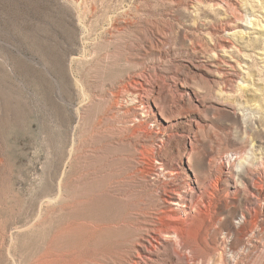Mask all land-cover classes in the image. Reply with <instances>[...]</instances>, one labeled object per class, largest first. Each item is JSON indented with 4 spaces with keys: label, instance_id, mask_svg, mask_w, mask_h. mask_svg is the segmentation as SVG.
Returning <instances> with one entry per match:
<instances>
[{
    "label": "rangeland",
    "instance_id": "1",
    "mask_svg": "<svg viewBox=\"0 0 264 264\" xmlns=\"http://www.w3.org/2000/svg\"><path fill=\"white\" fill-rule=\"evenodd\" d=\"M151 97L178 114L163 135ZM169 135L197 145L225 230L242 223L264 193V0H0V264H132L131 212L155 200L137 177L169 181L134 143ZM263 231L261 211L238 255Z\"/></svg>",
    "mask_w": 264,
    "mask_h": 264
},
{
    "label": "bare ground",
    "instance_id": "2",
    "mask_svg": "<svg viewBox=\"0 0 264 264\" xmlns=\"http://www.w3.org/2000/svg\"><path fill=\"white\" fill-rule=\"evenodd\" d=\"M229 46L230 44L225 41H219L217 44V48L222 51H226ZM133 92L137 93L138 90ZM146 100L147 102L152 101L155 107V118L160 121V128L154 133L163 135L165 131L173 127V122L176 121L178 114L172 111L171 106L165 113V107L157 106L155 97L146 98ZM132 110L133 116L139 122V127L145 120L139 121V109L133 107ZM171 138L169 135L165 142L161 139L160 144L156 145L150 144L145 139L134 143L136 154L145 156L151 151L160 156L161 163L158 167L165 166L167 169L165 176L169 178V181L159 177L154 164L150 176L137 177L141 182L138 191L147 193L155 200L152 199L153 205L148 207L147 212L144 210L143 201L138 210L131 212L132 215L137 214L138 219L136 233L133 235L127 250L130 263L209 264L216 251L213 240L218 232L224 231L222 232V250L219 252L220 263L227 264V257L225 256L229 252L233 256L232 264H264V241H261L258 246L252 244L248 248L243 247L244 254L247 252L243 257L238 255L234 248L238 237H245L248 240L253 237L257 213L264 211V193L260 203L257 201L254 203L247 202L245 211L241 213L242 223L225 230L221 213L216 207L217 198L214 199L217 184L210 188L211 192L206 191L194 166V161L197 158V145L188 137L181 146H168ZM175 159L179 161L173 167ZM222 159L223 156L220 154L216 156V161L221 162ZM153 161L154 163L157 162L155 157H153ZM183 169L185 170L184 173H182ZM142 171L140 166L132 165L130 166V177L134 178L135 173H142ZM223 171L224 168L220 170V178L223 176ZM224 172L230 176L229 168H226ZM115 182L117 180L112 181V183ZM250 187L255 188L254 184H251ZM233 189L236 193L237 186L235 183ZM112 192L117 194L120 189L114 185ZM249 194L254 196L253 191H250ZM228 205L224 202L223 209H227ZM164 220L169 222L163 223ZM229 237H233L231 243L227 242ZM228 245L229 251L225 249Z\"/></svg>",
    "mask_w": 264,
    "mask_h": 264
}]
</instances>
